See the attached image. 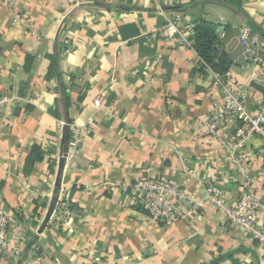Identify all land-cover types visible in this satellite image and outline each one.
<instances>
[{
    "label": "crops",
    "instance_id": "crops-1",
    "mask_svg": "<svg viewBox=\"0 0 264 264\" xmlns=\"http://www.w3.org/2000/svg\"><path fill=\"white\" fill-rule=\"evenodd\" d=\"M165 6L0 0V95L17 97L0 117V198L14 216L11 237L18 222L28 236L19 255L0 250V264H264L259 243L208 201L192 221L163 224L131 199L149 176L185 183L182 159L199 173L187 184L198 197L203 174L229 205L242 191L229 152L204 125L219 96L214 76L201 70L196 50L167 38ZM180 8L186 25L201 18L225 28V73L250 85L252 96L264 90L259 66L241 67L238 40L245 25L264 33V0H182ZM243 150L256 170L263 139ZM60 174L59 200L42 228Z\"/></svg>",
    "mask_w": 264,
    "mask_h": 264
},
{
    "label": "built area",
    "instance_id": "built-area-1",
    "mask_svg": "<svg viewBox=\"0 0 264 264\" xmlns=\"http://www.w3.org/2000/svg\"><path fill=\"white\" fill-rule=\"evenodd\" d=\"M67 1L71 9L77 8L80 3V0ZM181 1L159 0L166 6L173 7L168 9L170 13L166 18L164 30L168 39L194 49L189 32L194 31L195 25L184 23L186 16L180 8ZM13 17L16 21L27 22L25 15L20 12H14ZM226 36L225 28L220 26L217 29L215 43L220 53L225 51ZM239 43L243 49L241 67L247 70L250 67L259 66L263 72L260 82L264 86V34L252 26L245 25L240 29ZM199 59L208 73L214 76L219 92V96L212 99V106L204 118V125L213 141L229 152V158L237 170L242 191L237 201L229 205L225 191L217 186L215 179L203 174L200 179L204 186V197H198L187 184L192 178H199V173L186 159H182V168L188 175L185 183H175L165 177L149 176L134 184L131 199L148 218L163 224L192 221L197 217L198 209L201 208L203 201H208L216 208L223 209L228 224L237 226L247 235L249 241L259 243L264 252V224L262 226L260 224L264 222V90L255 91L252 96L250 85L236 83L227 73L217 72L200 56ZM16 99L14 94L0 95V117ZM104 103V97H98L94 101L97 109H100ZM252 106L256 108L253 109ZM257 136L263 139V150L260 152L262 163L255 170L252 169L253 160H250L243 148ZM256 177L262 180L261 187L256 186ZM13 219L14 216L0 198V250H12L19 255L27 244V229L23 222H18L19 225L12 238ZM29 247H32L33 257L40 260L42 254L39 252V247L34 244ZM27 253L29 250H25L26 255Z\"/></svg>",
    "mask_w": 264,
    "mask_h": 264
},
{
    "label": "trees",
    "instance_id": "trees-1",
    "mask_svg": "<svg viewBox=\"0 0 264 264\" xmlns=\"http://www.w3.org/2000/svg\"><path fill=\"white\" fill-rule=\"evenodd\" d=\"M219 27L220 25L198 18L195 25V34L192 39L194 49L201 59L215 71L225 73L230 68L231 60L226 51L220 53L216 49L215 43L217 39V29ZM261 33L263 32L261 31ZM200 68L208 72L203 64H201Z\"/></svg>",
    "mask_w": 264,
    "mask_h": 264
},
{
    "label": "water",
    "instance_id": "water-1",
    "mask_svg": "<svg viewBox=\"0 0 264 264\" xmlns=\"http://www.w3.org/2000/svg\"><path fill=\"white\" fill-rule=\"evenodd\" d=\"M165 8L166 9H172L173 7L166 6ZM60 189H61V174L58 176V181L56 183V190H55L53 199L51 201L48 213H47V215L45 217V220H44V223L42 225V228H45V226L47 225L48 221L50 220L51 216L53 215V213H54V211L56 209V206H57V203H58V200H59Z\"/></svg>",
    "mask_w": 264,
    "mask_h": 264
},
{
    "label": "rangeland",
    "instance_id": "rangeland-1",
    "mask_svg": "<svg viewBox=\"0 0 264 264\" xmlns=\"http://www.w3.org/2000/svg\"><path fill=\"white\" fill-rule=\"evenodd\" d=\"M239 34H240V31H239V33H238V40H239Z\"/></svg>",
    "mask_w": 264,
    "mask_h": 264
}]
</instances>
